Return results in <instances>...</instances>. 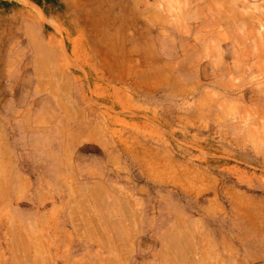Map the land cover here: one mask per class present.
<instances>
[{"label":"rangeland","instance_id":"374dc122","mask_svg":"<svg viewBox=\"0 0 264 264\" xmlns=\"http://www.w3.org/2000/svg\"><path fill=\"white\" fill-rule=\"evenodd\" d=\"M263 7L0 0V264H264Z\"/></svg>","mask_w":264,"mask_h":264},{"label":"bare ground","instance_id":"6f19581e","mask_svg":"<svg viewBox=\"0 0 264 264\" xmlns=\"http://www.w3.org/2000/svg\"><path fill=\"white\" fill-rule=\"evenodd\" d=\"M230 2H232V1H230ZM230 2H229V3H230ZM261 5H262V4H261ZM263 8H264V7H263ZM260 12H261V11H260ZM233 13H234V12H233ZM261 13H262V12H261ZM263 13H264V12H263ZM263 13H262V14H263ZM246 14L249 15L248 12H246ZM251 14H252V13H251ZM262 14H261V15H262ZM232 15H233V14H232ZM232 15H231V16H232ZM234 15H235V14H234ZM234 15H233V16H234ZM244 15H245V14H244ZM231 16H229V17L231 18ZM250 16H251V15H250ZM221 17H222V16H221ZM252 17H253V16H252ZM258 17H259V16H258ZM263 17H264V16H263ZM224 18H226V16H225ZM256 18H257V17H256ZM254 19H255V18H254ZM258 19H259L258 21H260L261 18L259 17ZM251 20H253V19H251ZM255 21H257V19H256ZM258 21H257V23H258ZM261 21H262V20H261ZM261 21H260L259 23H261ZM248 22H249V21H248ZM253 23H254V21H253ZM259 23H258V24H259ZM177 24H178V23H177ZM262 24L264 25V22H262ZM262 24H260V25H262ZM247 25L250 27L249 24H247ZM254 25H255V24H254ZM242 26H243V25H242ZM242 26H239V25H238V26H235V27H236V28L238 27L237 30H239V27H240V29H241ZM243 27H245V26H243ZM243 27H242V28H243ZM261 27H262V26H261ZM263 27H264V26H263ZM263 29H264V28H262L261 32L264 31ZM254 32H255V31H254ZM261 32H260V37H262V38H261V41L264 43V33L261 34ZM245 34H246V33H245ZM241 35L243 36V34H241ZM245 36L247 37L248 35H245ZM253 36H254V34H253ZM234 38H235V37H234ZM251 38H252V36H251ZM245 39H248V38H245ZM245 39H244V40H245ZM261 41H260V42H261ZM238 42H239V41H238ZM262 42H261V43H262ZM256 52H257V51H256ZM257 53H258V52H257ZM252 55H253V54H252ZM252 55H251V56H252ZM246 56H247V54H246ZM255 56H256V55H255ZM248 57H249V56H248ZM260 65H261V64H260ZM244 107H245V106H244ZM245 108H247V107H245ZM245 108H244V109H245ZM248 108H249V107H248ZM244 109H243V110H244ZM251 109H252V107H251ZM259 109H261V108H259ZM251 111H252V110H251ZM258 111H260V110H258ZM255 113H256V112H255ZM260 113H261V112H260ZM260 113H259V114H260ZM256 114H257V113H256ZM251 115H252V114H251ZM251 115H250V116H251ZM255 116H256V115L253 114V117H250V118H252V119H249V121H252V120H253L254 125L257 124V122H255V121L257 120V118H259V116H257V118H256ZM263 116H264V115H263ZM248 118H249V116H248ZM255 118H256V119H255ZM261 118H262V114H261ZM262 119H263V118H262ZM263 120H264V119H263ZM260 121H261V120H260ZM251 123H252V122H250V125H249V126H252ZM253 123H252V124H253ZM260 124H261V123H260ZM260 124H259V125L257 124V125L260 127V130L263 132L264 129H261V128H263V126H264L263 124H264V123L261 124V125H260ZM250 128H251V127H250ZM248 129H249V128H248ZM251 129H252V128H251ZM254 129H255V128H254ZM256 130H257V129H256ZM260 130H259V128H258V131H260ZM249 131H250V130H249ZM261 131H260V132H261ZM251 132H253V134H254V130H251ZM251 132H250V133H251ZM260 132H259V133H260ZM248 133H249V132H248ZM255 133H257V132H255ZM263 134H264V132L262 133V135H263ZM250 135H252V134H250ZM250 135L248 134L249 138H250ZM259 135H260V134H259ZM256 136H257V134H256ZM262 137H264V136H262ZM262 137H261V138H262ZM262 139H264V138H262ZM262 139H261V140H262ZM251 142H252V141H251Z\"/></svg>","mask_w":264,"mask_h":264}]
</instances>
